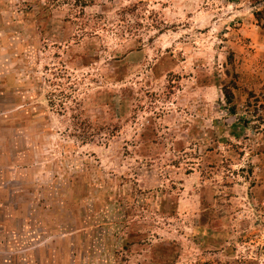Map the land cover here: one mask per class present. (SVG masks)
I'll return each mask as SVG.
<instances>
[{
  "label": "rangeland",
  "instance_id": "rangeland-1",
  "mask_svg": "<svg viewBox=\"0 0 264 264\" xmlns=\"http://www.w3.org/2000/svg\"><path fill=\"white\" fill-rule=\"evenodd\" d=\"M261 12L0 0V264H264Z\"/></svg>",
  "mask_w": 264,
  "mask_h": 264
},
{
  "label": "trees",
  "instance_id": "trees-1",
  "mask_svg": "<svg viewBox=\"0 0 264 264\" xmlns=\"http://www.w3.org/2000/svg\"><path fill=\"white\" fill-rule=\"evenodd\" d=\"M264 15V12H261V13H256V18L258 20V22H260V20H264L263 16ZM226 94V93H225ZM226 96V100L229 101L230 98H231V94L228 92V94L225 95ZM234 107V106H233ZM234 109V108H233Z\"/></svg>",
  "mask_w": 264,
  "mask_h": 264
}]
</instances>
